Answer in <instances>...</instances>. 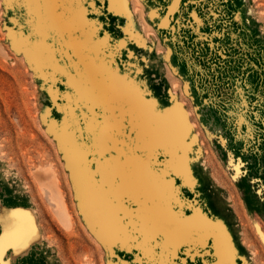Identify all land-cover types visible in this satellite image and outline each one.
Returning a JSON list of instances; mask_svg holds the SVG:
<instances>
[{
	"label": "rangeland",
	"instance_id": "obj_1",
	"mask_svg": "<svg viewBox=\"0 0 264 264\" xmlns=\"http://www.w3.org/2000/svg\"><path fill=\"white\" fill-rule=\"evenodd\" d=\"M142 99L190 125L171 145L193 186L140 128ZM141 162L160 185L134 179ZM196 206L210 235L194 244L179 225ZM14 209L31 239L8 264H222L216 235L223 264H264V0H0V235L26 225Z\"/></svg>",
	"mask_w": 264,
	"mask_h": 264
},
{
	"label": "bare ground",
	"instance_id": "obj_2",
	"mask_svg": "<svg viewBox=\"0 0 264 264\" xmlns=\"http://www.w3.org/2000/svg\"><path fill=\"white\" fill-rule=\"evenodd\" d=\"M111 1V3H112V1H114V0H110ZM78 15V14H77ZM79 17V16H78ZM75 19H77V16L75 17ZM83 21V20H82ZM81 21V22H82ZM72 23V22H71ZM73 23H74V21H73ZM72 23V24H73ZM85 22H83V24H84ZM70 24V23H69ZM68 24V25H69ZM80 25V24H79ZM82 25V24H81ZM128 29H129V27H128ZM130 30V29H129ZM103 64V63H102ZM99 70H100V68H99ZM111 70V69H110ZM108 72V71H107ZM112 72V71H111ZM109 73V72H108ZM114 73V75L116 74V72H113ZM106 74V73H105ZM101 75H104V74H101ZM102 77V76H101ZM106 77V76H105ZM105 77L103 78L102 77V79H105ZM107 78V77H106ZM118 78V77H117ZM121 78V77H120ZM119 78V79H120ZM116 79V78H115ZM105 81V80H104ZM104 81H102V82H104ZM96 82V81H95ZM100 82H101V79H100ZM111 82V81H110ZM118 82V81H117ZM116 82V83H117ZM116 83H115V85H116ZM98 84V83H97ZM118 84V83H117ZM119 85V84H118ZM122 85V84H121ZM121 85H119V86H121ZM108 86H109V84H108ZM114 87V84L113 85H111V83H110V86L109 87ZM125 86V85H124ZM108 87V88H109ZM116 87H118V86H116ZM118 88H120L121 89V87H118ZM113 89H115V88H113ZM102 90V89H101ZM111 90V89H110ZM126 90V89H125ZM115 91V90H114ZM118 91V90H117ZM130 91V90H129ZM186 91V90H185ZM102 92V91H101ZM100 92V93H101ZM105 92V91H104ZM126 92V91H125ZM124 91L123 92H119V94L120 93H123V96H125L124 95V93H125ZM88 93H90V92H88ZM87 93V94H88ZM93 93V92H92ZM105 93H107V94H109V96H111L110 95V93H108V92H105ZM94 95H95V93H94ZM93 95V96H94ZM113 95H115L114 93H113ZM120 96V95H119ZM122 96V97H123ZM92 97V96H91ZM127 97H129V95L127 96ZM136 97V96H135ZM134 97V98H135ZM114 98V97H113ZM118 98H120V99H123V98H121V97H118ZM134 98H131V99H134ZM128 99H130V98H127V100ZM130 99V100H131ZM136 99V98H135ZM139 99V98H138ZM110 100V99H109ZM112 100V99H111ZM145 100V99H144ZM144 100L142 99V104L143 103H145V108H144V114L146 115L145 116V118H143L142 120H139V124H140V128L143 130V131H145V132H147V133H149L151 136H150V139H148V141L149 142H151V143H153L155 140L156 141H158V142H164V143H169L170 145H167V144H164L165 146V150L166 151H168L169 152V154H170V158H169V160H170V162H171V167L173 168V170L176 172V174H178V175H181V177H182V179L184 180V183L185 184H187V185H189V186H193V182L191 181V177H190V175H189V168H188V163H187V156H186V153H185V151L183 150V149H181V151H179V149H178V147L179 146H177V148H174L172 145H171V143H175V144H183V140H184V137H186L185 135H186V131L188 130V128L190 127V125H188L187 124V122L184 120V118L180 115V114H178V111L177 110H174V109H168V110H170V111H168V113H164V114H158V113H156V112H154L153 110H152V108L150 107V104H149V102H148V104H147V102H144ZM133 101V100H132ZM136 102H138V101H141V100H135ZM148 101V100H147ZM107 102H108V100H107ZM134 102V101H133ZM132 102V103H133ZM136 102H134V103H136ZM151 102V101H150ZM125 103H127V102H125ZM139 103V102H138ZM137 104V103H136ZM127 105V104H126ZM138 105V104H137ZM152 105H153V103H152ZM128 106H130V105H128ZM142 106V105H141ZM133 107V106H132ZM131 107V108H132ZM143 107H144V104H143ZM121 109V108H120ZM127 109H128V107H127ZM126 109V110H127ZM139 109V108H138ZM112 110V109H111ZM133 110V109H132ZM132 110H131V112H132ZM173 110H174V112H173ZM120 111V110H119ZM123 111V110H122ZM121 111V112H122ZM129 111H130V109H129ZM142 111V110H141ZM127 112V111H126ZM125 112V113H126ZM139 112V111H138ZM136 113V112H135ZM137 114V113H136ZM139 114V113H138ZM142 114H143V112H142ZM141 114V115H142ZM188 114H189V112H188ZM190 115V114H189ZM140 116V115H139ZM140 121H142V122H140ZM137 122V121H136ZM108 123V122H107ZM238 124H240V121H238ZM192 125H194V123H192ZM156 126L160 129V131H161V135H158L157 137L159 138H156V136L154 137V130L156 131ZM157 128V129H158ZM191 128H194V127H191ZM107 130V129H106ZM250 132V131H249ZM109 133V132H108ZM196 133H198L197 131H196ZM156 135V134H155ZM208 135L210 136V133H208ZM195 136V135H194ZM191 139V138H190ZM221 141H222V144L224 143V140L223 139H221ZM183 148V147H182ZM209 155V154H208ZM211 156V155H210ZM208 157V156H207ZM211 158V157H210ZM209 158V159H210ZM208 159V160H209ZM139 161V160H138ZM129 162V161H128ZM207 162V161H206ZM239 162V161H238ZM145 163L144 162H141L140 163V165L141 166H138L136 169H135V177H134V179L136 180V178H138L136 175H138L139 176V179H141V180H143L144 181V179H146L147 181H149L148 183H150V184H154V185H160L162 182V179H161V176L160 175H158V172L156 171V170H154V169H152V168H149L148 166H146V164L144 165ZM135 165V164H134ZM139 165V164H138ZM229 165H232L234 168H235V171L236 172H238L237 170H238V163L237 164H233V159L231 158V157H229ZM136 166V165H135ZM161 170V169H160ZM172 170V169H171ZM129 172V171H128ZM115 173V172H114ZM134 174V173H133ZM131 176V175H130ZM142 176V177H141ZM119 177H120V175H119ZM131 179V178H130ZM121 180H122V177H121ZM124 180V179H123ZM134 180V181H135ZM142 181V182H143ZM168 181V180H167ZM123 182V181H122ZM126 182V181H125ZM133 183V182H132ZM135 183V182H134ZM137 183V182H136ZM119 184H121V182L119 183ZM118 183H117V185H119ZM127 184V183H126ZM116 185V186H117ZM146 185H147V183H146ZM121 185H119V187H120ZM136 186V185H135ZM129 187V186H128ZM144 187V186H143ZM120 188H122V187H120ZM127 188V187H126ZM156 188V187H155ZM154 188V189H155ZM116 189H118V188H116L115 187V190ZM146 189H147V187H146ZM153 189V188H152ZM114 190V191H115ZM119 190H121V189H119ZM128 190V189H127ZM140 190V189H139ZM148 190V193H149V191H150V187L147 189ZM173 190H174V188L172 189V192H173ZM105 191V190H104ZM152 191V190H151ZM150 191V192H151ZM176 191V190H175ZM154 192V191H153ZM140 193V192H139ZM141 193L142 194H145V196H146V200L147 199H149V201L150 200H153V199H156V200H162V199H165V200H168V201H170V198H171V189L169 188L168 190L166 189H164L163 190V193L162 194H159V195H156V196H153V195H150V194H148V193H146V192H144V191H142L141 190ZM173 194V193H172ZM175 194V193H174ZM144 197V196H143ZM177 198V197H176ZM232 198V197H231ZM52 199L57 203V208H56V213H57V215L59 216V218L60 219H63L64 218V210H63V208H62V199H61V197H60V193L55 189V187L53 186V188H52ZM144 199V198H143ZM173 199V198H172ZM141 200V199H140ZM172 201V200H171ZM141 203V202H140ZM144 203V202H143ZM173 203H178V205H182L178 200H176V199H174V202ZM157 207V206H156ZM149 209V208H148ZM156 209V208H155ZM112 210H114V207H110L109 208V215H108V219H109V221L111 220V223H110V227H112L114 224H115V222H116V217H114L113 216V213H110ZM140 210V209H139ZM193 211H192V213L188 216L189 217V219L188 218H186V219H181L180 220V225L179 226H181V227H185V231H184V233H183V235H182V239H184L185 241H189V242H191V243H194V244H196V243H200V242H202V240H203V238H205V239H208L209 238V235H210V232H208V229H209V227H210V224L208 223V222H206V221H204L205 219H204V214H203V212H202V210H201V207H199V206H196V207H194L193 209H192ZM143 211V210H142ZM155 211V210H154ZM147 212V211H146ZM158 213H157V217L158 218H160V217H169L170 216V214L172 213V212H174L176 215H179V211L178 210H173L172 209V207H170V206H166V208H165V210L164 211H161L160 210V208L158 207V211H157ZM167 212H170V213H167ZM182 212V211H181ZM153 213V212H152ZM156 213V212H155ZM144 214H145V211H144ZM17 215H18V217L21 219V220H23V221H25L26 222V225L24 226V227H22V228H20V229H18L19 230V239H18V242H20V241H22V240H26V241H29L31 238H30V235H28V232H29V230H30V227H31V225H32V223H31V217H30V215L28 214V212L27 211H25V210H22L21 209V211H19V213H17ZM152 216V214H149V216ZM155 216V215H154ZM146 217V220H147V216H145ZM145 219V218H144ZM154 221V220H153ZM200 221V222H199ZM147 224V223H146ZM154 224L156 225V226H158L156 223H155V221H154ZM160 227V226H159ZM154 228V227H153ZM156 228H158V227H156ZM182 229V228H181ZM155 230V229H154ZM160 230V229H159ZM178 230V229H177ZM31 231V230H30ZM163 231V230H162ZM181 231V230H180ZM179 231V232H180ZM257 231H258V233H259V235H260V237L262 238V240L264 241V233L262 232V230L260 229V227H257ZM110 234L112 233V232H109ZM161 233V232H160ZM175 234V233H174ZM179 235V234H178ZM220 235V234H219ZM173 236L174 235H172V232H167V231H164V234L162 235V236H158V238L156 239L158 242H159V244H162V243H164V240L165 241H167L168 243L170 242V241H172V240H174V238H173ZM213 243H214V245H215V248H217V247H219L218 248V250H216L215 251V253H216V255H217V257H218V262L219 263H222L223 264V259H226L227 257H229V255H227L226 253H224L225 251H224V248L222 247V244H221V239H220V237L218 236V235H216V236H214L213 237ZM176 241V240H175ZM175 241H173V242H175ZM188 242V243H189ZM185 243V242H184ZM185 244H187V243H185ZM202 245V244H201ZM221 246V247H220ZM6 249V248H5ZM163 249V248H162ZM164 250H165V248H164ZM168 250V249H167ZM220 250V251H219ZM171 251V250H170ZM171 253V252H170ZM173 254V253H172ZM4 255H5V250L3 251V253H2V255H0V259H2V261H3V264H8L9 262H8V260H6L5 258H4ZM231 256V255H230ZM171 257V256H170ZM230 258V257H229ZM163 264V263H162ZM212 264V263H211ZM214 264V263H213ZM216 264V263H215Z\"/></svg>",
	"mask_w": 264,
	"mask_h": 264
},
{
	"label": "snow or ice",
	"instance_id": "obj_3",
	"mask_svg": "<svg viewBox=\"0 0 264 264\" xmlns=\"http://www.w3.org/2000/svg\"><path fill=\"white\" fill-rule=\"evenodd\" d=\"M13 215L15 216L17 214L13 213ZM18 239H19L18 228L14 229L11 233L0 235V255H2L6 247L15 246V244L18 242ZM0 264H3L2 259H0Z\"/></svg>",
	"mask_w": 264,
	"mask_h": 264
},
{
	"label": "water",
	"instance_id": "obj_4",
	"mask_svg": "<svg viewBox=\"0 0 264 264\" xmlns=\"http://www.w3.org/2000/svg\"><path fill=\"white\" fill-rule=\"evenodd\" d=\"M83 210H84V212H86V214H87V212H89V208L87 207V203L83 200ZM14 211L16 212V214L17 213H19V211H21V209H14ZM11 212V211H10Z\"/></svg>",
	"mask_w": 264,
	"mask_h": 264
}]
</instances>
